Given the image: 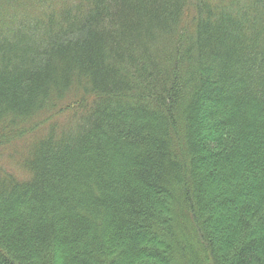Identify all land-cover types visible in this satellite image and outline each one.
Listing matches in <instances>:
<instances>
[{"label":"trees","instance_id":"1","mask_svg":"<svg viewBox=\"0 0 264 264\" xmlns=\"http://www.w3.org/2000/svg\"><path fill=\"white\" fill-rule=\"evenodd\" d=\"M0 264H264V0H0Z\"/></svg>","mask_w":264,"mask_h":264},{"label":"rangeland","instance_id":"2","mask_svg":"<svg viewBox=\"0 0 264 264\" xmlns=\"http://www.w3.org/2000/svg\"><path fill=\"white\" fill-rule=\"evenodd\" d=\"M47 115L48 114H47L46 111H41L37 115L33 116V120H31V122L37 123V122H39V120H47V118H46ZM52 116H53L52 117V120H47L49 123H59L60 124V121L62 123L63 121H66V119L68 118V115L67 114L66 115L65 114H62V115H59V114L56 115L55 114V115H52ZM203 129H204V131L206 130V125L205 124H203ZM41 132L44 133L45 130L44 131H40V133ZM25 139H27V136H26ZM8 147L10 149L9 154L10 155H13V156L10 157V158H6V157L3 158L4 160L2 161V164H3V166L6 169H8L11 172L15 173L19 177V176H21V174H25V172H23L22 170H20V168L18 167V164L20 163L21 158L18 157V156H16L15 153H16V150H22V151H24L25 148H26V143L25 142H22V141L21 142L20 141H16L14 143H11V145L8 146ZM6 153L7 152L5 150H3V155H6ZM238 180H239V177H238ZM224 183H221V185H220L219 182L214 181L212 183L211 187H213L212 188L213 190H215L216 192H218V190H221L222 185ZM235 184H236V182H235Z\"/></svg>","mask_w":264,"mask_h":264}]
</instances>
